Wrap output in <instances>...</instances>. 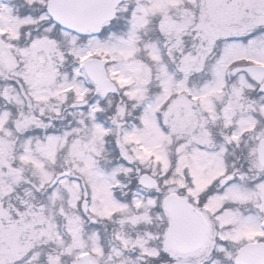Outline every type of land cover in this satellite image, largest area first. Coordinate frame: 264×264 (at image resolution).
Instances as JSON below:
<instances>
[{"label":"snow or ice","instance_id":"6c2138e0","mask_svg":"<svg viewBox=\"0 0 264 264\" xmlns=\"http://www.w3.org/2000/svg\"><path fill=\"white\" fill-rule=\"evenodd\" d=\"M0 264H264V0H0Z\"/></svg>","mask_w":264,"mask_h":264}]
</instances>
